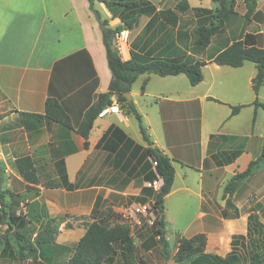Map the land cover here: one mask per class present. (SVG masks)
Returning <instances> with one entry per match:
<instances>
[{
	"label": "crops",
	"instance_id": "1",
	"mask_svg": "<svg viewBox=\"0 0 264 264\" xmlns=\"http://www.w3.org/2000/svg\"><path fill=\"white\" fill-rule=\"evenodd\" d=\"M147 1L155 10L139 15L136 25L123 28L115 39L121 58L129 59L133 50L150 58L191 57L205 62L203 78L196 85L183 73L140 74L136 80L141 76V92L133 87L136 80L131 85V100L153 146L174 168L171 189L163 199L167 247L174 255L179 238L204 233L205 254L224 258L231 252L233 236L240 237L250 254L256 249L252 236L261 237L264 245L262 233L247 237L250 213L264 226V164L233 193L237 217L226 205L223 189L231 176L260 154L264 107H255L253 101L264 103V84L257 93L253 90L256 66L249 60L237 67L211 61L228 42L223 31L211 37L204 50L193 49L196 20L203 15L195 9H214L215 2ZM235 1L236 14L242 15L245 10L238 11ZM95 6L109 18L110 26L121 24L103 2L95 0ZM164 10L171 12L163 14ZM263 15L264 0H258L251 17ZM234 36L264 47V24L254 20ZM212 45L214 50L205 55ZM110 78L101 29L87 0H0V189L5 210L15 207L16 215L28 224L38 228L47 218L62 217L44 255L52 263H65L72 249L62 255L56 249L73 248L88 223L109 215L104 211L118 214L121 206L153 196L144 186L151 173L147 143L133 115L107 106L93 121L87 147L74 129L40 116L45 100L53 98L76 128L97 95L107 92ZM138 96L150 99H142L139 106ZM114 104L119 107L113 99ZM232 106L240 108L231 114ZM186 215H191L187 221L182 218ZM144 227L148 228L135 230L144 232ZM131 235L133 251L116 246L101 264H160L147 259L154 252L139 236ZM159 249L156 241L157 255ZM233 256L228 264H243L244 256L236 252Z\"/></svg>",
	"mask_w": 264,
	"mask_h": 264
},
{
	"label": "trees",
	"instance_id": "2",
	"mask_svg": "<svg viewBox=\"0 0 264 264\" xmlns=\"http://www.w3.org/2000/svg\"><path fill=\"white\" fill-rule=\"evenodd\" d=\"M98 1L105 4L111 12V17H118L121 20V24L114 27L110 26L109 18L105 17L100 9L95 6V0H87L89 9L101 29L107 65L111 72L107 92L97 95L95 101L84 111L82 120L76 128L72 126L68 114L56 99L47 98L45 100L44 114L40 116L74 129L83 137V145L87 147L88 134L94 119L107 106L111 105L113 99L120 105L124 113L133 115L138 123L142 138L147 143L146 154L156 161L157 172L163 177V185L160 191L153 194L150 190H147L153 194V206L158 209L159 215L156 223L152 227H154L155 233L159 236L160 241L167 245L163 237L164 227L166 225L164 216L162 215L163 199L171 189L174 168L171 160L162 154L157 147L153 146L133 100L128 101L122 93L130 92L132 83L140 74L144 73H153L160 76L183 73L191 85H196L203 78L201 67L205 62L193 60L191 57H186L184 60L176 58H150L145 54L133 50H130L129 59H122L115 42L116 34L123 28H133L137 23L139 15L153 12L155 7L147 0H139L137 2ZM212 1L215 2L214 9H195L197 13L203 15L198 16L196 20L194 29L195 39L193 41L194 50H204L209 45L211 37L222 30L231 15L236 14L235 0ZM257 1L254 0L247 6L244 15L252 16L254 14ZM169 12L171 11L164 10L162 13L167 14ZM244 60H249L256 66V74L251 79V86L257 93L259 86L264 84V47L257 46L252 40L249 42L247 37L243 39L236 37L232 41L227 42L220 51L211 57V61L216 64L230 65L233 67L240 66ZM115 92H120L121 94L118 97H114L113 93ZM253 105L255 107H264V103L259 102L257 98L253 101ZM239 108L240 106H232L231 114L236 113ZM262 164H264V142L260 154L249 161L244 170L231 176L224 186L223 197L226 205L234 210V216H238V210L231 199L233 193L241 182L248 176L254 174ZM149 177H152V173H150ZM1 181L2 179L0 177V184ZM3 193L4 191L0 189V222L10 227L13 224H11L12 221L10 219L16 221L17 219H21V217H13L14 215L8 214L4 208ZM53 220L54 218H47L45 220L46 225L36 234L33 241H28L25 245H19L16 254L3 248L0 251V257L9 259L17 257L18 260L22 261L28 256L33 260H40L46 264H50L51 259H48L44 255L50 251V245L55 240V228L49 227ZM247 223V237L252 232L258 235L262 233V236H264V226L255 213H250L247 216ZM205 243L206 235L204 233H197L189 238L181 237L175 253L176 257L181 260L186 253H199L192 261V264H228L231 258L234 257L231 252L224 258L205 254L203 253ZM116 246H120L129 252L135 249L129 226L127 227L121 223L108 225L103 218L93 220L88 223L83 236L74 245L70 257L64 264H101L111 258V255L116 250ZM246 264H264V258L260 256L257 250H254L251 252L249 261Z\"/></svg>",
	"mask_w": 264,
	"mask_h": 264
},
{
	"label": "rangeland",
	"instance_id": "3",
	"mask_svg": "<svg viewBox=\"0 0 264 264\" xmlns=\"http://www.w3.org/2000/svg\"><path fill=\"white\" fill-rule=\"evenodd\" d=\"M254 0H238L239 4H238V11H246V8L249 4H251V2ZM189 13V12H188ZM191 14V13H190ZM260 21L264 24V15L261 17H254L252 18L251 16H246L244 15V13L242 15H238V14H234L231 15L228 20L226 21L225 25L223 26L222 30H220V32L218 33H222L224 34V37H229L228 42L232 41L233 39L236 38V36H234L235 32H238L239 27L240 28H249L253 21ZM226 28L228 29V34H230V36H227L228 34L226 33ZM217 34H214L212 37H215ZM233 35V36H232ZM214 50V46H209L208 50H206L205 55L208 53H211ZM141 76L138 78V80H136L133 83V87L134 89H138L139 92H141ZM137 99L139 100V106H143V100L142 99H150L149 97H142L140 98V96L137 97ZM119 108L122 110V108L119 105ZM149 163V161H148ZM150 165V164H149ZM244 206L241 207V210L244 211ZM21 211V210H20ZM8 214L10 215H14L13 217L17 216L16 215V208H10L9 210H7ZM22 213V212H21ZM104 213H108L109 215L106 217H101L105 220V222L108 225H113L114 223H121L123 225H126L128 227V225L119 217L118 214L114 213V212H109V211H104ZM94 217H99V216H94ZM191 217V215H186L185 217H182L183 219L189 220V218ZM62 220V217H56L54 218L53 222L51 223V225L49 227H54L55 228V236L57 233V229L60 225V222ZM11 222V226L8 228L4 225V223L0 222V251L3 248H6L7 250L12 251L13 253H17L18 252V246L19 245H25L28 241H33V233L35 232V230H39V229H43L44 226L46 225L45 221H42V223L39 224V227L37 228L36 225L34 224H28L26 222V220L24 218L22 219H17L16 221H13L12 219H10ZM67 227L72 226L71 223H67L66 224ZM145 229L144 232H139L138 230H135V227H131L129 226V230H130V234H133L134 236H139V239L143 240L144 245H146L147 247H149V249H151L154 254L150 257L147 256V259H154V260H158L160 262V264H163L165 261V264H174L175 261H178L180 263L178 264H182V263H186V264H192V261L197 257V255L199 253H186L183 255V258L180 260L179 258L176 257V254L172 255V249L170 247H167V245L163 244L162 241H160L159 237H156L157 234L155 233L154 227H144ZM149 236V237H147ZM260 236V235H258ZM137 239V238H136ZM180 239V238H179ZM178 239V240H179ZM240 237L239 236H233L232 238V242H231V253H238L239 256H244L242 259L243 260V264L246 263L247 261V250L245 249L244 246H241L240 241H239ZM253 239V244L256 245V249L258 253L260 254V256L263 254L264 251V245H262L261 242V237H257V236H252ZM156 241H158V244L161 246V249H159V254L157 255L156 253L158 251H155V246H156ZM171 243V242H170ZM72 249V247H67L64 248L61 251H65V252H61L59 249H56V252L59 251V253L62 254H67V250ZM249 249V247H248ZM25 253V250H24ZM58 254V253H57ZM248 255H251L248 254ZM172 256V257H171ZM42 258V256H41ZM136 258V257H135ZM170 258V261H168V259ZM42 262V261H41ZM163 262V263H162ZM182 262V263H181ZM44 263V262H43ZM0 264H34L33 263V259L31 257H26L24 260H18L17 257H15L14 259H9V258H1L0 257ZM46 264V263H44ZM50 264H64V263H52L50 262Z\"/></svg>",
	"mask_w": 264,
	"mask_h": 264
},
{
	"label": "built area",
	"instance_id": "4",
	"mask_svg": "<svg viewBox=\"0 0 264 264\" xmlns=\"http://www.w3.org/2000/svg\"><path fill=\"white\" fill-rule=\"evenodd\" d=\"M121 34L117 33L115 39L120 38ZM118 105H109L108 109L112 111L118 110ZM150 163V170L152 177L144 182L146 189L150 190L153 194L160 191L163 185V177L157 172L156 161L148 157ZM119 217L131 227H152L158 219V209L153 206V196L148 197L143 201H131L118 210Z\"/></svg>",
	"mask_w": 264,
	"mask_h": 264
},
{
	"label": "water",
	"instance_id": "5",
	"mask_svg": "<svg viewBox=\"0 0 264 264\" xmlns=\"http://www.w3.org/2000/svg\"><path fill=\"white\" fill-rule=\"evenodd\" d=\"M121 93L120 92H115L113 93L114 97H118ZM122 95L129 101L131 100V95L130 92H123ZM263 113H264V109H263ZM34 264H44L43 262H41L40 260H33Z\"/></svg>",
	"mask_w": 264,
	"mask_h": 264
}]
</instances>
